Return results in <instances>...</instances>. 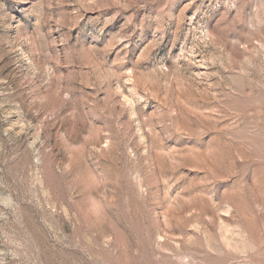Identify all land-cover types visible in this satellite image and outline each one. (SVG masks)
I'll list each match as a JSON object with an SVG mask.
<instances>
[{
	"label": "rangeland",
	"instance_id": "rangeland-1",
	"mask_svg": "<svg viewBox=\"0 0 264 264\" xmlns=\"http://www.w3.org/2000/svg\"><path fill=\"white\" fill-rule=\"evenodd\" d=\"M0 264H264V0H0Z\"/></svg>",
	"mask_w": 264,
	"mask_h": 264
}]
</instances>
